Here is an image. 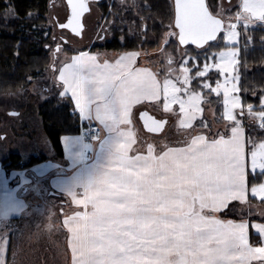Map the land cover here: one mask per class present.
Masks as SVG:
<instances>
[{"label": "snow or ice", "instance_id": "obj_1", "mask_svg": "<svg viewBox=\"0 0 264 264\" xmlns=\"http://www.w3.org/2000/svg\"><path fill=\"white\" fill-rule=\"evenodd\" d=\"M95 2L67 0L66 22H60L59 28L81 37L85 14ZM257 25L264 27V0H239L236 11L229 9L227 15L223 6L214 7L206 0H171L167 27L162 26L157 44L162 59L155 65L141 62L147 52L125 47L112 58L81 50L53 69L58 71L61 95L69 97L80 113L94 110L97 119L119 130L121 138L134 134L129 127L133 109L147 105L160 107L175 117L179 130L192 133L177 155L186 162L193 185L201 190L203 209L211 214L204 238L208 251L200 264H264V222L249 219L256 214L252 211L256 200L258 214L264 218V138L254 139L245 125L247 120L264 131V90L258 107L245 102L239 71L240 38ZM61 37L69 43L63 32ZM104 39L97 33L98 41ZM247 39L251 42L250 35ZM121 44L126 45L124 36ZM177 49L183 53L179 62ZM61 52L57 44L53 56ZM213 95L222 103L224 122V130L214 134L202 119L203 105ZM139 118L151 133L162 132L168 123L146 110ZM70 197L77 208H87L86 198H76V193ZM230 205L238 220L220 215ZM65 215L69 264H106L90 253L79 210ZM250 229L256 234L255 243ZM8 252L9 242L0 240V264H9Z\"/></svg>", "mask_w": 264, "mask_h": 264}, {"label": "crops", "instance_id": "obj_2", "mask_svg": "<svg viewBox=\"0 0 264 264\" xmlns=\"http://www.w3.org/2000/svg\"><path fill=\"white\" fill-rule=\"evenodd\" d=\"M85 51L109 58L121 53ZM52 57L56 61V56ZM156 107L134 108L129 126L134 134L121 138L119 130L97 119L94 110L80 113L74 106L83 125L99 127V141L89 143L80 135L62 136V157H57L51 146L44 161L23 170L6 169L0 161V240L9 242L8 260L11 221L29 220L39 209L36 203L46 196L44 201L52 200L58 208L54 215L66 235V248L68 233L63 219L65 214L79 210L89 251L106 264H200L208 251L204 238L206 218L211 214L204 209L192 212L187 206V190L197 194L201 190L193 185L186 162L177 155L179 149L169 150L165 144L158 155L157 142L145 137L148 133L138 120L142 110L167 119L168 124L171 121ZM72 193L76 198H86V209L72 203ZM257 213L249 217L250 222H264ZM224 218L238 220L239 216L233 209ZM27 224L36 228L30 220ZM251 235L256 236L252 229Z\"/></svg>", "mask_w": 264, "mask_h": 264}, {"label": "rangeland", "instance_id": "obj_3", "mask_svg": "<svg viewBox=\"0 0 264 264\" xmlns=\"http://www.w3.org/2000/svg\"><path fill=\"white\" fill-rule=\"evenodd\" d=\"M114 1L117 3L119 8L133 5V0H103L101 3H110ZM238 3L239 0H217L214 7L223 6L225 15H227L229 9L233 13L236 11V5H238ZM99 6V3L93 4L90 8V12L85 15V19L83 21L86 25L85 32L80 38H78L70 35L67 31L58 28L59 23L65 21L66 5L64 0L50 1L49 10L45 16L47 22L45 29L46 31H51L52 38L49 48V52L51 54L50 66L44 70L41 75L31 79L30 84L27 87L14 93L0 94V161L3 162L5 167L10 164L8 160L13 155L19 156L18 163L19 165H22L29 159L35 157L45 159L44 155L48 154L51 145L46 138L38 113V109L42 103L53 97L59 101V103L64 102L69 105L73 111L75 110V105L71 102L69 97L61 95L62 88L57 79L58 71L52 70L51 66L58 68L66 56L71 57L72 55H76V53L81 50H90V48L94 46H104L112 39L114 28H118L119 30L127 29L129 35L135 33L134 27L129 26L125 20H122L119 14H112L109 18L102 14ZM124 12L125 8H122V14H124ZM12 17H14V12L8 8L4 13V18L10 19ZM105 29L107 30L105 31ZM137 31L140 33L139 30ZM62 32L69 43H64V38L61 37ZM97 33L105 36L102 43L97 40ZM57 44L61 46L62 52L59 55H56L54 65L52 56ZM174 54L177 62H179L183 54L182 51L177 49ZM160 59L162 58L158 56L157 52L155 56L142 57L141 62L147 64L151 63L153 66ZM210 75L214 76L215 72ZM213 98L215 99V103L213 101L211 102V99ZM203 107L205 108V111L202 119L209 124L212 133L214 134L216 131L222 132L224 130V122L222 121V103L220 102V99L213 95L209 97L208 102H206ZM217 109H219L218 112ZM156 110H158L159 113L162 112L160 107H156ZM166 115L171 121H169L167 129L162 135L154 136L144 134L145 137L148 136L151 140L157 142L158 155L160 154L161 148L165 144L166 148L169 150H178L179 147L186 144L192 136L191 132H183L177 128L174 116L169 114ZM241 119L244 120L243 117H241ZM245 125L246 131L249 132L254 139L259 140L264 138V131L249 123L247 120H245ZM5 161L7 162L4 163ZM22 192L24 193V191ZM196 192V190L189 189L188 193L187 190V198L189 202L187 206L192 210V212L203 210L201 194H197ZM42 198L45 200L46 196ZM44 200L36 203V206L39 209L35 215L29 218V220L32 221V224L36 227L35 230L37 231L33 240H30L27 232V226H31L27 224V221L29 220H25L26 222H24L22 219L20 223L11 224L9 229L10 235L13 236L11 263L15 259L16 255H19V253L23 254L19 251L25 252V249L22 246L26 245V252L24 254L28 256H26V258L23 256L22 258V261L26 259V264H36V262H34L35 259L33 258L34 255L40 256L42 260L41 264H67L68 252L65 245L66 235L62 229H60V226H58L59 223H57V214L54 215L55 212L57 213L58 208L56 207V204L51 202L52 200L47 199L46 202ZM234 204H237V202ZM257 206L258 204H254L253 206L252 211L254 213H256L257 210L259 212L261 211V209ZM43 209H45V212L42 211ZM230 209H232L231 205L229 206V209H225L222 213H220V215L222 217L229 215L233 211ZM256 216L260 217L259 214ZM35 237L39 240H36ZM34 247L35 250L38 251L40 248V253L38 251H34Z\"/></svg>", "mask_w": 264, "mask_h": 264}, {"label": "trees", "instance_id": "obj_4", "mask_svg": "<svg viewBox=\"0 0 264 264\" xmlns=\"http://www.w3.org/2000/svg\"><path fill=\"white\" fill-rule=\"evenodd\" d=\"M51 0H0V94L17 92L27 87L30 80L41 75L50 66L51 31H46L45 16L48 13ZM215 5L217 0H206ZM171 0H133V5L122 8L117 3H99L102 14L111 17L119 14L129 26L134 27L135 33L129 35L127 29L113 30L112 39L104 46H94L90 50H107L122 52L125 50L140 49L147 52V56H155L158 52L157 44L162 35L163 27L167 26L168 12ZM135 4V5H134ZM10 8L14 17L4 18L5 11ZM137 12V13H135ZM119 22V21H118ZM117 25V22H116ZM139 30L140 33L137 31ZM146 33V35H145ZM251 36V42L247 36ZM124 36L126 45L122 46L121 37ZM240 66L241 75L240 95L247 103L259 106L260 93L264 90V27L257 26L240 38ZM246 90V91H245ZM215 103V99L211 102ZM219 109H217V112ZM38 113L43 130L57 157L63 156L60 138L62 136L79 135L83 124L78 114L66 103H59L51 97L42 103ZM44 158H32L25 165H19V156L13 155L6 169L23 170L44 161ZM5 161L4 163H6ZM252 199L251 197H249ZM259 205V201H254ZM11 222L17 223L18 219ZM30 225V224H29ZM30 240L37 232L33 226H27ZM253 243L256 236H250ZM11 236L10 259L13 247ZM36 240H39L35 237ZM26 245L22 246L26 252ZM22 248V250H23ZM34 251L35 247L33 248ZM23 254L15 256V264H26ZM40 253V248L39 251ZM34 262L41 264L40 256L34 255ZM9 259V264H10Z\"/></svg>", "mask_w": 264, "mask_h": 264}, {"label": "built area", "instance_id": "obj_5", "mask_svg": "<svg viewBox=\"0 0 264 264\" xmlns=\"http://www.w3.org/2000/svg\"><path fill=\"white\" fill-rule=\"evenodd\" d=\"M80 136L89 143H94L100 140L101 131L99 127L95 124L83 125L80 129ZM87 159L90 155L85 156Z\"/></svg>", "mask_w": 264, "mask_h": 264}, {"label": "water", "instance_id": "obj_6", "mask_svg": "<svg viewBox=\"0 0 264 264\" xmlns=\"http://www.w3.org/2000/svg\"><path fill=\"white\" fill-rule=\"evenodd\" d=\"M103 0H96V4H98V3H101ZM64 3H65V5H66V3H67V0H64ZM94 3V4H95ZM88 14V13H87ZM86 15V14H85ZM64 22H66V20L64 21ZM58 28H59V26H58ZM59 29H61V28H59ZM61 30H63V29H61ZM65 31H67L70 35H72V36H75L74 34H72L71 32H69L68 30H65ZM76 37V36H75ZM78 38H80V37H78ZM150 114V113H149ZM140 113H139V115H138V120H139V123H140V125H141V127H142V129H143V131L145 132V133H148V134H150V135H154V136H159V135H162L164 132H165V130L167 129V126H168V123L166 124V126H165V128H164V130L162 131V132H160V133H151V132H149L145 127H144V124H143V121H141L140 120ZM158 119V118H157Z\"/></svg>", "mask_w": 264, "mask_h": 264}]
</instances>
